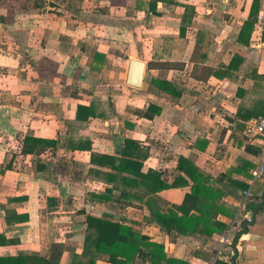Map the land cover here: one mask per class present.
Masks as SVG:
<instances>
[{
  "label": "crops",
  "instance_id": "crops-1",
  "mask_svg": "<svg viewBox=\"0 0 264 264\" xmlns=\"http://www.w3.org/2000/svg\"><path fill=\"white\" fill-rule=\"evenodd\" d=\"M150 1L0 0V233L20 239L0 247V256L34 253L72 264L76 255L89 264L82 247L92 215L137 229L164 246L172 264H264V177L252 186L253 223L236 238L250 216L238 205L262 143L245 129L264 115V33L255 23L249 45L237 43L253 0H158L154 7ZM234 45L245 58L230 70ZM131 60L145 64L140 87L127 82ZM151 79L172 84L175 93ZM80 104H94L104 116L79 120ZM149 104L161 114L145 118ZM27 135L54 139L57 147L13 157ZM127 139L147 151L142 172H160L171 185L185 177L178 170L184 157L225 192L218 203L223 211L205 224H214L212 235L167 231L147 208L151 198L163 212L180 206L190 182L130 204L87 199L112 187L103 176L110 170L93 165L89 150L72 146L90 141L95 153L115 155ZM7 213L28 219L7 223ZM217 223L226 228L217 230ZM96 264L110 263L99 254Z\"/></svg>",
  "mask_w": 264,
  "mask_h": 264
},
{
  "label": "trees",
  "instance_id": "trees-1",
  "mask_svg": "<svg viewBox=\"0 0 264 264\" xmlns=\"http://www.w3.org/2000/svg\"><path fill=\"white\" fill-rule=\"evenodd\" d=\"M158 0H151L150 5L154 7ZM261 0H253L250 14L240 26L237 43L248 46L250 43L251 33L255 23L258 21V13ZM186 12L194 13L195 9L186 5ZM234 56L228 65V69L237 70L245 58L243 49L234 45ZM154 65H149L152 68ZM171 66V65H160ZM214 77H220V72L212 68H204ZM151 84L159 87L167 92L175 93V87L164 81L151 79ZM162 109L154 104H149L143 116L147 119H153L156 115L161 114ZM103 112L97 111L94 104L78 105L77 119L87 120L91 117H102ZM57 141L54 139H45L34 136H24L22 139L18 155L33 154L37 148H55ZM77 150H89L91 152V163L95 166L108 168L110 171L103 173L104 179L112 185L106 189L103 194L91 193L87 199L99 202L115 201L121 204H130L133 199L144 201L145 197H152L158 192L166 190L178 185H189L191 183V191L186 194L183 203L180 206H172L163 210L155 209L153 206L154 198L146 201L147 208L152 215V220L157 222L167 231H175L181 234H201L212 235L214 233V224L210 225V220L215 219V215L223 211L222 205H219L225 192L217 187L210 185V177L206 176L190 159L180 157L178 160V170L185 177L178 176L175 181L169 185L163 181L162 174L154 170L142 172L143 161L147 157V151L141 147L140 143L134 140H124L120 150L115 155H107L95 153L92 151L91 142H82L73 145ZM76 149V148H75ZM74 149V150H75ZM12 162V161H11ZM8 163L6 168H12V164ZM16 162V160H15ZM252 170V169H251ZM238 171L243 172V168ZM190 182V183H189ZM234 186L238 188H246L243 182L233 181ZM134 189H141V193L133 192ZM118 190L119 196L113 197V191ZM155 202V201H154ZM258 207L255 213L260 210ZM195 210L199 215H190ZM254 210V208H253ZM27 215H18L15 218L10 214H6L7 223L25 222ZM17 220V221H16ZM206 222L210 223L205 225ZM214 227V228H213ZM217 230L222 231L226 225L217 223ZM248 230V225L243 224L242 229L236 235ZM20 244L19 238H8L5 234L0 233V247L17 246ZM99 254L108 257L110 264H134L137 258H142L151 262V264H172L175 260L165 259L164 246L148 241L143 238L140 231L132 226L124 223L110 221L108 219L87 215L86 232L82 247V257L89 261V264H96V258ZM78 256H73L72 264H84L79 262ZM0 264H59L58 261L44 257L39 254H13L8 256H0ZM222 264V263H217Z\"/></svg>",
  "mask_w": 264,
  "mask_h": 264
},
{
  "label": "built area",
  "instance_id": "built-area-1",
  "mask_svg": "<svg viewBox=\"0 0 264 264\" xmlns=\"http://www.w3.org/2000/svg\"><path fill=\"white\" fill-rule=\"evenodd\" d=\"M257 27L261 32L264 33V13L260 14V16L258 17ZM245 132L248 135L260 136L262 141L260 152L258 154V162L256 166L251 170V180L249 183V187L242 191V200L238 205L239 213H250V216L245 217V223L249 227L253 223V217L251 215L253 213H251L249 209L254 197L252 186L256 181L264 177V115L259 117L258 119L250 121L246 126Z\"/></svg>",
  "mask_w": 264,
  "mask_h": 264
},
{
  "label": "water",
  "instance_id": "water-1",
  "mask_svg": "<svg viewBox=\"0 0 264 264\" xmlns=\"http://www.w3.org/2000/svg\"><path fill=\"white\" fill-rule=\"evenodd\" d=\"M145 76V64L142 61L131 60L127 75V82L134 87H140Z\"/></svg>",
  "mask_w": 264,
  "mask_h": 264
}]
</instances>
